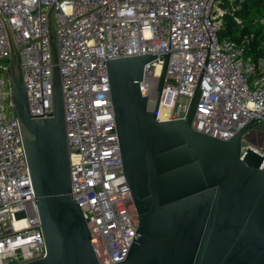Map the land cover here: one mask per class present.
Returning <instances> with one entry per match:
<instances>
[{"label": "built area", "instance_id": "obj_1", "mask_svg": "<svg viewBox=\"0 0 264 264\" xmlns=\"http://www.w3.org/2000/svg\"><path fill=\"white\" fill-rule=\"evenodd\" d=\"M242 1L0 0V264L30 262L46 252L14 111L12 53L32 119L52 116V70L58 68L71 193L98 264H114L126 257L138 219L102 60L156 55L139 81L142 96L155 101L160 54L169 52L159 121L161 107L164 121L185 118L203 68L191 126L227 140L253 117L256 125L264 121V46L254 59L244 53L248 38L240 44L218 34L226 15L241 24L234 11ZM248 133L254 141L242 136L241 155L252 148L264 156V127Z\"/></svg>", "mask_w": 264, "mask_h": 264}, {"label": "water", "instance_id": "obj_2", "mask_svg": "<svg viewBox=\"0 0 264 264\" xmlns=\"http://www.w3.org/2000/svg\"><path fill=\"white\" fill-rule=\"evenodd\" d=\"M155 57L102 60L123 173L138 219L126 257L114 264H264V156L252 148L241 155V138L252 141L248 131L259 118L227 140L195 131L191 123L202 68L185 118L157 120L169 52L160 54L164 60L155 101L139 89L144 66ZM53 59L56 63L54 46ZM52 72V116L32 119L12 53L14 111L46 249L44 257L22 264H98L86 220L71 193L55 64Z\"/></svg>", "mask_w": 264, "mask_h": 264}, {"label": "trees", "instance_id": "obj_3", "mask_svg": "<svg viewBox=\"0 0 264 264\" xmlns=\"http://www.w3.org/2000/svg\"><path fill=\"white\" fill-rule=\"evenodd\" d=\"M260 11L264 12V0H243L234 11V15L239 17L241 24L236 23L232 15H226L218 33L220 37L232 38L240 44H243L241 42L245 37L248 38V41L244 43V53L254 59L261 54L264 46V13L257 15Z\"/></svg>", "mask_w": 264, "mask_h": 264}, {"label": "rangeland", "instance_id": "obj_4", "mask_svg": "<svg viewBox=\"0 0 264 264\" xmlns=\"http://www.w3.org/2000/svg\"><path fill=\"white\" fill-rule=\"evenodd\" d=\"M263 13H264L263 11H260L259 14H257V13H256V14H257V15H262ZM253 14L256 15L255 13H253ZM259 47L261 48V47H262V44L259 45ZM263 124H264V121L258 123V125L254 126L253 129H256L257 127H258V128H260V127H264Z\"/></svg>", "mask_w": 264, "mask_h": 264}, {"label": "bare ground", "instance_id": "obj_5", "mask_svg": "<svg viewBox=\"0 0 264 264\" xmlns=\"http://www.w3.org/2000/svg\"><path fill=\"white\" fill-rule=\"evenodd\" d=\"M159 118L161 121H164L165 119V109L163 107L160 108Z\"/></svg>", "mask_w": 264, "mask_h": 264}]
</instances>
